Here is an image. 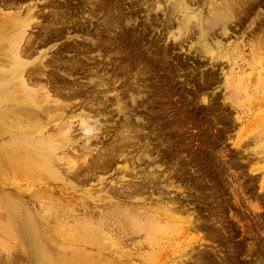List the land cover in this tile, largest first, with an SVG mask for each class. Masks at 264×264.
Returning <instances> with one entry per match:
<instances>
[{
    "label": "rangeland",
    "instance_id": "rangeland-1",
    "mask_svg": "<svg viewBox=\"0 0 264 264\" xmlns=\"http://www.w3.org/2000/svg\"><path fill=\"white\" fill-rule=\"evenodd\" d=\"M0 13V264H264V0Z\"/></svg>",
    "mask_w": 264,
    "mask_h": 264
},
{
    "label": "bare ground",
    "instance_id": "bare-ground-1",
    "mask_svg": "<svg viewBox=\"0 0 264 264\" xmlns=\"http://www.w3.org/2000/svg\"><path fill=\"white\" fill-rule=\"evenodd\" d=\"M16 1H18V0H16ZM30 1H32V0H25V2H30ZM252 1H254V0H252ZM230 2L231 1H229V3ZM249 3L251 4V2H249ZM4 4H7V1H6V3L4 2ZM11 5H14V3L11 2L10 4L5 5V6L6 7H10ZM31 6L32 5L27 6V8H30ZM225 11L227 13H230V9H226ZM231 11H232V9H231ZM226 12L224 13L225 15L224 16H221L219 19L226 20L227 19V16L229 17V14H227ZM27 13L30 14V11H28ZM0 15H1V13H0ZM56 15H58V12H56V14H54V16H53L54 18H52V19H54V23L47 25L45 28H42L43 31H44V33H48L53 27L54 28L56 27L55 25H58V22H57L58 20L55 21V16ZM217 15H216V17H217ZM33 16L34 15H30V18L27 19V21L25 20L23 22L20 21L18 18H15V19H12V20H9V19L5 18V19H2L0 21V48H8V51L7 52H1L0 51V65L1 64H5V65H3V67L6 68L5 71L10 76H13V75H16L17 73H19L20 70L23 69V66L26 65V64H21V62H20V52H21V49H20V52H19V45L21 43L20 36L24 32V27L29 25V21L30 22L32 21ZM66 19H68V18H66ZM61 21H64V20H60V22ZM49 22H51V21H49ZM49 22H47V23H49ZM60 25H62V24L60 23ZM34 26L35 27H38L39 24H35ZM56 29H58V28H56ZM45 36H48V35L45 34ZM42 37H40L39 39H42ZM23 46H24L23 51H25L23 53V55L26 56V51L28 49L29 42H25L23 44ZM27 79L29 81L32 79L30 73L27 75ZM12 159L15 160L14 157ZM32 257L33 258L30 261H33L35 264H62V261H58V260H55V259L49 257L38 246H35V248L33 249V251H32Z\"/></svg>",
    "mask_w": 264,
    "mask_h": 264
}]
</instances>
